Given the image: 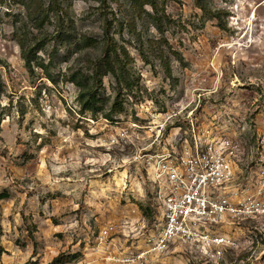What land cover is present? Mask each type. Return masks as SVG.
I'll use <instances>...</instances> for the list:
<instances>
[{
    "label": "rangeland",
    "instance_id": "rangeland-1",
    "mask_svg": "<svg viewBox=\"0 0 264 264\" xmlns=\"http://www.w3.org/2000/svg\"><path fill=\"white\" fill-rule=\"evenodd\" d=\"M19 37L41 44L33 73ZM112 39L133 81L110 119L111 75L95 114L70 81ZM198 134L232 141L233 197L264 202V0H0V264H128L162 214L145 155ZM217 230L230 246L148 263L264 264V213Z\"/></svg>",
    "mask_w": 264,
    "mask_h": 264
},
{
    "label": "built area",
    "instance_id": "built-area-1",
    "mask_svg": "<svg viewBox=\"0 0 264 264\" xmlns=\"http://www.w3.org/2000/svg\"><path fill=\"white\" fill-rule=\"evenodd\" d=\"M185 142L180 150L170 143L163 153L145 155L153 162L157 180L166 184L162 214L144 236L143 249L122 256L123 263L149 264L150 256L163 254L175 243L204 250L230 246L232 240L218 228L264 213L260 199L233 197L238 149L232 141L198 134Z\"/></svg>",
    "mask_w": 264,
    "mask_h": 264
},
{
    "label": "trees",
    "instance_id": "trees-1",
    "mask_svg": "<svg viewBox=\"0 0 264 264\" xmlns=\"http://www.w3.org/2000/svg\"><path fill=\"white\" fill-rule=\"evenodd\" d=\"M40 22V18L37 20ZM107 36H110V32L107 33ZM28 39H24L19 37L17 39L18 45L21 49V56L25 62L26 68L30 73L34 72V64H38V52L41 50L40 43L35 44V46H31L26 44ZM111 40V39H110ZM39 46V47H37ZM117 44L112 39L109 42L102 52V55L96 59L93 63L92 69H89L86 74H76L75 77L71 79V83H74L80 89V101L82 106V112L91 111L93 114L98 113L101 109L96 108V105H101V97L103 96L101 91L104 88V78L108 75H111L117 85L114 90L116 93V97L114 100V109L110 110L105 116L107 118H112L115 113L123 112L124 105L120 100L122 95H124L123 91L132 86L133 79L129 78V54L124 49L122 54H117ZM106 102V100L104 99ZM119 105V106H116ZM0 198L6 199L8 198V194L4 193L0 195ZM6 253L5 249L1 246L0 242V259L3 254ZM79 254H60L51 264H68L75 260H77Z\"/></svg>",
    "mask_w": 264,
    "mask_h": 264
}]
</instances>
